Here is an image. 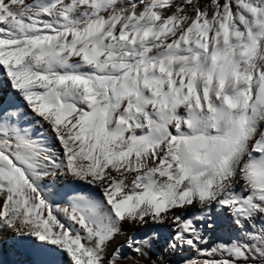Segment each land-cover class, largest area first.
Here are the masks:
<instances>
[{"label": "snow or ice", "instance_id": "6c2138e0", "mask_svg": "<svg viewBox=\"0 0 264 264\" xmlns=\"http://www.w3.org/2000/svg\"><path fill=\"white\" fill-rule=\"evenodd\" d=\"M0 264H264V0H0Z\"/></svg>", "mask_w": 264, "mask_h": 264}]
</instances>
